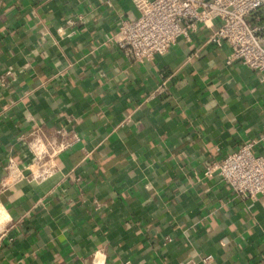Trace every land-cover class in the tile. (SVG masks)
<instances>
[{"label":"crops","instance_id":"0c3cea01","mask_svg":"<svg viewBox=\"0 0 264 264\" xmlns=\"http://www.w3.org/2000/svg\"><path fill=\"white\" fill-rule=\"evenodd\" d=\"M127 12L0 0V264H264V197L204 175L245 143L264 156V85L199 36L131 63L113 39ZM59 129L79 141L50 178H7L29 133Z\"/></svg>","mask_w":264,"mask_h":264},{"label":"built area","instance_id":"2783aa9c","mask_svg":"<svg viewBox=\"0 0 264 264\" xmlns=\"http://www.w3.org/2000/svg\"><path fill=\"white\" fill-rule=\"evenodd\" d=\"M137 14L127 12L113 37L117 49L131 63L144 64L166 54L178 40L191 42L194 36L202 46L221 48L229 53L228 66L241 65L256 73L264 85V24L258 12L264 0H133ZM6 78L14 75L8 72ZM2 79L0 78V82ZM125 117L121 124L129 121ZM23 143L30 154L28 163L6 165L13 182L27 179L41 182L56 171L55 157L79 141L63 129L49 138L35 130ZM264 140V137H263ZM256 141L245 143L220 161L207 165L204 175H215L240 199L264 197V156L254 153ZM9 229L0 223V238ZM199 264H213V257H201Z\"/></svg>","mask_w":264,"mask_h":264},{"label":"clouds","instance_id":"9594fccd","mask_svg":"<svg viewBox=\"0 0 264 264\" xmlns=\"http://www.w3.org/2000/svg\"><path fill=\"white\" fill-rule=\"evenodd\" d=\"M3 219H5V220H6V219H8V217H7V216H3Z\"/></svg>","mask_w":264,"mask_h":264}]
</instances>
